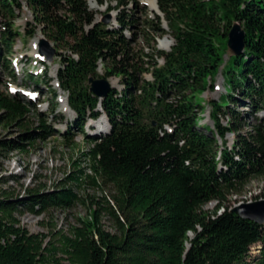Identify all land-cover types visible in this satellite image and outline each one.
Listing matches in <instances>:
<instances>
[{
    "label": "trees",
    "instance_id": "obj_1",
    "mask_svg": "<svg viewBox=\"0 0 264 264\" xmlns=\"http://www.w3.org/2000/svg\"><path fill=\"white\" fill-rule=\"evenodd\" d=\"M113 1L115 29L94 23L87 0H0V59L21 38L13 21L22 3L35 24L24 37H33L40 26L49 42L70 52L56 53V82L75 115L63 133L65 142L72 140L71 130L82 132L88 118L99 117V105L110 126L108 133L89 137L80 154L89 163V174L73 163L75 170L51 191L27 190L26 197L14 201L1 191L0 264H264V224L240 218L228 205L229 197L240 194L251 179L264 181V0H156L162 17L148 20L143 34L168 35L169 52L154 48L153 39L145 41L147 52L131 47L135 36L127 38L123 31L134 25L131 11L139 7L138 0H96L108 3L107 12ZM234 23L244 31L245 47L224 61ZM143 73H150L152 82L142 80ZM218 73L224 94L206 104L213 128L201 127L205 106L199 96ZM90 77H119L123 90L112 89L99 100L89 92ZM28 78L35 87L44 83L54 101L45 65L42 76ZM25 105L31 106L0 96L4 128L25 118ZM239 105L248 112L238 111ZM54 111L52 105L51 119H60ZM249 118V130L243 132ZM49 128L40 122L42 139L53 135ZM228 133L233 135L230 147ZM32 137L26 131L21 139ZM23 145L0 142V150L24 152ZM85 184L99 191L110 186L111 200L90 197V221L61 234L57 244L29 233L14 217L68 209L82 202L76 189ZM210 201L216 202L215 209L204 211ZM104 213L114 221V234L101 224ZM256 244L258 255L251 256Z\"/></svg>",
    "mask_w": 264,
    "mask_h": 264
},
{
    "label": "rangeland",
    "instance_id": "obj_2",
    "mask_svg": "<svg viewBox=\"0 0 264 264\" xmlns=\"http://www.w3.org/2000/svg\"><path fill=\"white\" fill-rule=\"evenodd\" d=\"M149 1L150 0H138V5L141 9L139 7L133 9V5L129 6V4L125 8L126 12H132L135 21L134 25L127 29L125 34L130 36L134 34L135 41L131 47L135 50L142 49L144 52H147L148 50L146 51L145 49L147 47L145 41L146 39H153L154 48L159 51L168 52L170 48L166 50L165 47L162 46L170 41V37L163 33L151 34L150 30V32L147 31V37L143 34L145 28L149 26L150 22L148 20L154 19V15H156L154 11L157 10L153 11L144 4V2L148 4ZM22 4L20 11L14 12L15 18L13 21V28L20 33L21 38L17 36L14 39L11 52L8 55H3L0 59V96H13L19 102L27 101L31 104V106L25 105L28 110L25 118L18 124H14L7 128L3 127L4 114L0 112V142L24 144V152L19 150H0V193L1 191L6 192L11 201L26 197L27 190L43 188L44 191L47 192L55 189L60 183H64L67 177L75 170L73 163H76L77 167L79 166L80 169L85 170L86 174H89V163L84 160V158L80 157V154L86 151L88 146L86 141L89 137L93 136L99 128L103 129L105 125L104 120H99L100 118L96 123L98 125L97 128H88L89 124L86 122L82 132L77 131V129L71 130L70 135H73L72 140L65 142L63 133L66 132L67 126L70 124L73 116L70 113L71 111L69 109L66 110L62 104L64 93L58 89L55 81L59 66L58 59L54 56L51 61H42L43 63L40 61L42 59H40L41 56L39 55V43L42 39L47 40L40 26L36 27L33 37H24L25 31L35 27V24L30 11L24 3ZM87 5L94 13L95 22L101 20V18H104L106 15V6H100L97 4L96 0H87ZM110 6L115 7L116 2H111ZM132 9L133 11H131ZM161 28L167 31V27L164 24ZM35 37H38L40 41L37 46L36 56H33L34 52L32 53L31 43ZM47 42L56 53L62 55L70 54L61 44L54 46L48 40ZM170 43L172 46L171 41ZM229 55H231V53L227 50L223 58L224 61L228 59ZM146 60L147 59H145V61ZM1 63H3L5 67H2ZM159 63H161V60H159ZM44 64L46 65L48 76L50 80H52V82H50V89L56 92L57 98L54 101H52L50 91L48 87L44 86V83L35 87L28 78L29 74L34 77L41 76L43 74ZM144 67H146V64ZM97 72L99 75L103 74L101 64L98 65ZM9 73L12 74V78H10ZM139 77L145 81L151 80L148 73H143ZM34 79L37 80L36 78ZM107 81L114 86L116 91L121 90V81L119 77H111L108 78ZM28 90L37 91L39 94L34 99L29 100L23 95L24 92L28 93ZM222 94H224L223 78L221 74L218 73L213 86L199 96L202 105L205 106L204 112L200 115L201 118H203L200 121L201 127L208 126L213 128V124L209 119L210 110L206 104L209 101H217ZM52 105H54L55 108L54 115L60 118L58 120L51 119L50 108ZM236 109L243 113L248 112L246 106L239 105ZM101 121L103 123H101ZM220 121L222 124H226L227 118H221ZM40 122H43L46 126H50L49 129L54 132L52 136H46L43 139L40 137V129H38ZM251 122V118L247 119L246 126ZM246 126L243 132L249 130V126ZM25 130L29 131L33 136L32 140L23 141V139H21L26 132ZM95 135H102V133L99 132V134ZM226 141L227 145L230 147L233 142L232 133L226 135ZM217 145H220L219 139H217ZM76 193L78 197L81 198L82 202H76L68 209L48 210L47 212L37 215L30 213L15 214L14 217L18 220L20 227L26 229L29 233L46 235V242L51 241L57 244L61 234L69 235L71 228L78 227L80 221H90L92 211L94 210L90 203V197L95 196V198H98L104 195L111 200L113 192L110 186H102V191H99L85 184L81 188L76 189ZM262 194H264V181L262 179L253 178L247 183L240 194H237L235 197H229L228 205L232 209L234 206L242 203H251L254 202L255 197H261ZM215 207L216 202L210 201L203 206V210L210 212L214 210ZM101 224L107 232L112 234L116 232L114 221L105 213L101 217ZM192 236L191 233L188 234L189 239H191ZM259 247L258 244L252 246L249 254L251 256L258 255Z\"/></svg>",
    "mask_w": 264,
    "mask_h": 264
},
{
    "label": "water",
    "instance_id": "obj_3",
    "mask_svg": "<svg viewBox=\"0 0 264 264\" xmlns=\"http://www.w3.org/2000/svg\"><path fill=\"white\" fill-rule=\"evenodd\" d=\"M110 20L109 15L104 17V23L107 24ZM227 50L233 56H239L244 50V31L239 23H234L227 35L226 42ZM56 51L49 46L47 40L42 39L39 43V54L51 61ZM89 92L94 96L104 99L110 93L111 87L105 79H88ZM231 212L237 214L240 218L252 221L258 225L264 224V200H258L251 203H242L234 206Z\"/></svg>",
    "mask_w": 264,
    "mask_h": 264
},
{
    "label": "bare ground",
    "instance_id": "obj_4",
    "mask_svg": "<svg viewBox=\"0 0 264 264\" xmlns=\"http://www.w3.org/2000/svg\"><path fill=\"white\" fill-rule=\"evenodd\" d=\"M148 1V0H147ZM147 4V3H146ZM149 4V5H148ZM148 4H147V6L151 9V10H156V7H155V3H154V0H150L149 2H148ZM157 11V10H156ZM34 41H36V42H34ZM39 41H40V39L38 38V37H35L33 40H32V43H31V48H32V53H33V56H36V53H37V46H38V43H39ZM170 41H171V39H170ZM170 41H168V42H166L165 44H164V46H162V47H165V49L166 50H168L169 48H170V46H171V43H170ZM172 42V41H171ZM38 57V56H37ZM42 58V57H41ZM110 83V82H109ZM110 85H111V83H110ZM112 86V85H111ZM112 87H114V86H112ZM101 123H103L102 121H101Z\"/></svg>",
    "mask_w": 264,
    "mask_h": 264
}]
</instances>
